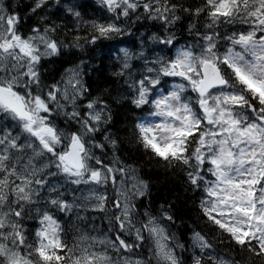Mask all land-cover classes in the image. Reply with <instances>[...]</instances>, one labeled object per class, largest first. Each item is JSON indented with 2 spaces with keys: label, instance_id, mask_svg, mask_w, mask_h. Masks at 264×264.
<instances>
[{
  "label": "snow or ice",
  "instance_id": "6c2138e0",
  "mask_svg": "<svg viewBox=\"0 0 264 264\" xmlns=\"http://www.w3.org/2000/svg\"><path fill=\"white\" fill-rule=\"evenodd\" d=\"M0 264H264V0H0Z\"/></svg>",
  "mask_w": 264,
  "mask_h": 264
},
{
  "label": "trees",
  "instance_id": "16d2710c",
  "mask_svg": "<svg viewBox=\"0 0 264 264\" xmlns=\"http://www.w3.org/2000/svg\"><path fill=\"white\" fill-rule=\"evenodd\" d=\"M18 3L23 6L24 4L28 3V0H20V2ZM99 54L102 56L104 64L99 67L98 73L93 74V78L100 76V78L103 79L107 75L106 65L109 62V52L105 54L103 51H101ZM58 69L60 70L59 63ZM126 117L127 119L131 118L124 109H116V128H123L126 125ZM121 135H124V133L121 132ZM125 155L138 157V153L135 151V146L128 145L125 148ZM140 173L141 177L145 180H148L150 183L149 198L152 200L155 206H159V204H161L165 199L175 201L176 198L179 197L182 203L178 204V207H181L182 212L188 213V215H191L193 218H195V211H189V209H192L193 205L188 197L192 194L190 192H184L182 181L179 176L174 175L170 172L166 173L163 168H158L155 165L149 164H145L143 166V171Z\"/></svg>",
  "mask_w": 264,
  "mask_h": 264
},
{
  "label": "bare ground",
  "instance_id": "6f19581e",
  "mask_svg": "<svg viewBox=\"0 0 264 264\" xmlns=\"http://www.w3.org/2000/svg\"><path fill=\"white\" fill-rule=\"evenodd\" d=\"M108 45H101L100 48H101V51H103L105 54L108 52Z\"/></svg>",
  "mask_w": 264,
  "mask_h": 264
},
{
  "label": "flooded vegetation",
  "instance_id": "af4514ba",
  "mask_svg": "<svg viewBox=\"0 0 264 264\" xmlns=\"http://www.w3.org/2000/svg\"><path fill=\"white\" fill-rule=\"evenodd\" d=\"M58 63H59V62L57 61V63L54 64V65L52 66L53 69L55 70L56 74H57V77H58V75H59Z\"/></svg>",
  "mask_w": 264,
  "mask_h": 264
},
{
  "label": "rangeland",
  "instance_id": "374dc122",
  "mask_svg": "<svg viewBox=\"0 0 264 264\" xmlns=\"http://www.w3.org/2000/svg\"><path fill=\"white\" fill-rule=\"evenodd\" d=\"M85 1H88V0H85ZM20 2V1H19ZM26 2V1H25ZM140 177H141V173H139ZM142 178V177H141ZM143 179V178H142ZM97 224L99 225L100 224V220L98 219L97 220Z\"/></svg>",
  "mask_w": 264,
  "mask_h": 264
}]
</instances>
